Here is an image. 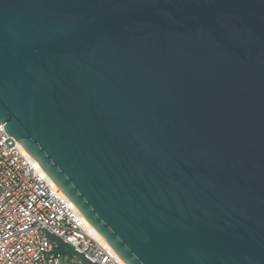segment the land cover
I'll use <instances>...</instances> for the list:
<instances>
[{"label": "water", "instance_id": "water-1", "mask_svg": "<svg viewBox=\"0 0 264 264\" xmlns=\"http://www.w3.org/2000/svg\"><path fill=\"white\" fill-rule=\"evenodd\" d=\"M0 124L123 264H264V0H0Z\"/></svg>", "mask_w": 264, "mask_h": 264}, {"label": "built area", "instance_id": "built-area-1", "mask_svg": "<svg viewBox=\"0 0 264 264\" xmlns=\"http://www.w3.org/2000/svg\"><path fill=\"white\" fill-rule=\"evenodd\" d=\"M0 124V264H122L80 212Z\"/></svg>", "mask_w": 264, "mask_h": 264}, {"label": "rangeland", "instance_id": "rangeland-1", "mask_svg": "<svg viewBox=\"0 0 264 264\" xmlns=\"http://www.w3.org/2000/svg\"><path fill=\"white\" fill-rule=\"evenodd\" d=\"M64 264H87L86 261L80 255L66 256L63 260Z\"/></svg>", "mask_w": 264, "mask_h": 264}, {"label": "trees", "instance_id": "trees-1", "mask_svg": "<svg viewBox=\"0 0 264 264\" xmlns=\"http://www.w3.org/2000/svg\"><path fill=\"white\" fill-rule=\"evenodd\" d=\"M60 252H61L63 255H68V256L73 255L72 252L69 250V248H63V247H61V248H60Z\"/></svg>", "mask_w": 264, "mask_h": 264}, {"label": "bare ground", "instance_id": "bare-ground-1", "mask_svg": "<svg viewBox=\"0 0 264 264\" xmlns=\"http://www.w3.org/2000/svg\"><path fill=\"white\" fill-rule=\"evenodd\" d=\"M93 232V236L100 241L101 243H103L104 245H106L108 247V245L103 241V239L96 233V231L92 230ZM122 263V262H121ZM123 264V263H122Z\"/></svg>", "mask_w": 264, "mask_h": 264}]
</instances>
